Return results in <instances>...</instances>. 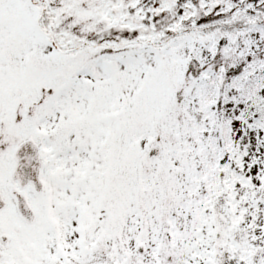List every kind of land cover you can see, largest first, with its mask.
I'll use <instances>...</instances> for the list:
<instances>
[{
	"label": "snow or ice",
	"instance_id": "1",
	"mask_svg": "<svg viewBox=\"0 0 264 264\" xmlns=\"http://www.w3.org/2000/svg\"><path fill=\"white\" fill-rule=\"evenodd\" d=\"M0 264H264V0H0Z\"/></svg>",
	"mask_w": 264,
	"mask_h": 264
}]
</instances>
